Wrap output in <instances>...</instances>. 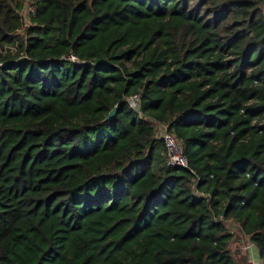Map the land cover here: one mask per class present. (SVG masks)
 Returning <instances> with one entry per match:
<instances>
[{"label": "trees", "instance_id": "16d2710c", "mask_svg": "<svg viewBox=\"0 0 264 264\" xmlns=\"http://www.w3.org/2000/svg\"><path fill=\"white\" fill-rule=\"evenodd\" d=\"M263 3L0 0V264H264Z\"/></svg>", "mask_w": 264, "mask_h": 264}, {"label": "built area", "instance_id": "2783aa9c", "mask_svg": "<svg viewBox=\"0 0 264 264\" xmlns=\"http://www.w3.org/2000/svg\"><path fill=\"white\" fill-rule=\"evenodd\" d=\"M37 6L34 3H30L27 7L26 14L24 16L25 27H29V21L31 18L36 17ZM22 32H19V34ZM16 53V47L9 44L0 45V67L4 66L5 60L9 56H13ZM65 60L77 63L78 59L75 55L71 54L65 57ZM130 105L134 109L139 108V97L134 95L128 99ZM160 129V135L158 139H161L164 143L166 149L167 162L171 166L181 167L185 169H190L189 160L184 154L183 145L181 140H179L175 134L170 132L167 125L157 123L155 124ZM191 170V169H190ZM192 171V170H191ZM193 172V171H192ZM194 173V172H193ZM200 178H197L196 182H199ZM195 193L199 192L195 190Z\"/></svg>", "mask_w": 264, "mask_h": 264}, {"label": "crops", "instance_id": "0c3cea01", "mask_svg": "<svg viewBox=\"0 0 264 264\" xmlns=\"http://www.w3.org/2000/svg\"><path fill=\"white\" fill-rule=\"evenodd\" d=\"M227 228L234 233V238L236 235V240L233 239L234 247L237 243V240L239 238L244 237L243 239L246 243H240L237 245V247L234 249L232 248L234 255L236 256V259L240 264H262V260L259 256L258 249L254 244H252L248 237H246L242 232L241 228L239 226V223H237L235 220H229L226 222ZM237 233V234H236ZM240 236V237H239ZM237 251V252H236Z\"/></svg>", "mask_w": 264, "mask_h": 264}, {"label": "rangeland", "instance_id": "374dc122", "mask_svg": "<svg viewBox=\"0 0 264 264\" xmlns=\"http://www.w3.org/2000/svg\"><path fill=\"white\" fill-rule=\"evenodd\" d=\"M29 4H30V2H26L25 3V5L23 6V9L21 10V12H20V14L22 15V16H25V14H26V10H27V7L29 6ZM264 4V3H263ZM31 20V19H30ZM29 25H31V22L29 21ZM23 34L25 33V31H23L22 32ZM17 34H19V32L17 33ZM155 131H156V136H157V138H159V135H160V129H159V127L158 126H156L155 127ZM237 234V233H236ZM240 237V236H239ZM243 239H245L244 237H242V238H239V240H237V243H236V245H235V247H234V242L232 241L231 242V245H230V248L232 249L233 247H234V249L237 247V245H239L240 243L242 244V243H244L245 241L243 240ZM234 240H236V235H235V238H234ZM246 243H244V245H245ZM237 252V251H236Z\"/></svg>", "mask_w": 264, "mask_h": 264}, {"label": "water", "instance_id": "95a60500", "mask_svg": "<svg viewBox=\"0 0 264 264\" xmlns=\"http://www.w3.org/2000/svg\"><path fill=\"white\" fill-rule=\"evenodd\" d=\"M117 111H118V107H115L109 114L108 116L106 117V119L104 120V122H107V121H111L115 118L116 114H117ZM137 111L139 112L140 111V108L137 109ZM224 215V213H223Z\"/></svg>", "mask_w": 264, "mask_h": 264}]
</instances>
